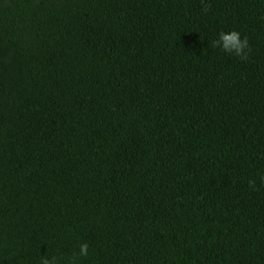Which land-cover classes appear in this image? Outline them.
I'll list each match as a JSON object with an SVG mask.
<instances>
[{"label":"trees","instance_id":"trees-1","mask_svg":"<svg viewBox=\"0 0 264 264\" xmlns=\"http://www.w3.org/2000/svg\"><path fill=\"white\" fill-rule=\"evenodd\" d=\"M52 256L264 264V0H0V264Z\"/></svg>","mask_w":264,"mask_h":264},{"label":"clouds","instance_id":"clouds-1","mask_svg":"<svg viewBox=\"0 0 264 264\" xmlns=\"http://www.w3.org/2000/svg\"><path fill=\"white\" fill-rule=\"evenodd\" d=\"M213 46L219 48L223 53L239 57L242 61H246L251 54L248 37L242 36L240 32L235 30L230 32L221 31L218 39L213 42ZM88 255L89 245L87 243L81 244L78 256L87 257ZM42 264H60V262L56 256H52L51 258L45 257ZM71 264H76L75 258H73Z\"/></svg>","mask_w":264,"mask_h":264}]
</instances>
